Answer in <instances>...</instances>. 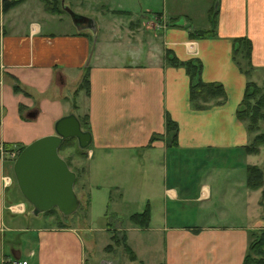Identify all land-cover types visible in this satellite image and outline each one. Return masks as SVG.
I'll return each mask as SVG.
<instances>
[{
	"label": "crops",
	"instance_id": "obj_1",
	"mask_svg": "<svg viewBox=\"0 0 264 264\" xmlns=\"http://www.w3.org/2000/svg\"><path fill=\"white\" fill-rule=\"evenodd\" d=\"M39 1L22 0L7 8L0 2V146H24L53 133L56 120L73 113L91 136L89 144L81 148L85 209L91 213L95 197L101 196L105 217L113 212L119 215L120 209L108 204L136 193L137 201L144 205L128 218L148 206V226L136 229L152 231L162 239L161 257L153 264L241 262L248 230L264 222L263 214L256 217L253 210L258 189L246 185L245 166L251 162L232 163L225 157L211 166L214 174L222 168L242 172L234 174L231 189H225L217 200L223 208V212L218 209L221 217L233 205L236 210L241 208L240 219L231 221L216 219L211 209L216 220L189 222L185 216L189 203L199 207L200 200L207 199V209L212 205L211 187L205 178L213 173L198 177L186 170L187 165L195 172L206 168V158L196 157L203 152L251 154L243 148L250 135L236 114L247 76L233 56V48L234 38H249L251 77L256 81V71L264 75V0H169V6L155 11L152 7L159 0H80L88 6L100 1L90 13L70 6L91 17L93 25L78 29L69 18L72 28L66 30L56 27L67 22L63 13L56 19L53 12L48 13L51 18L41 16ZM188 1L195 3L189 10L174 5ZM145 12H154L153 18ZM212 12L214 32L192 33L196 28L192 22L204 29L210 26ZM168 51L181 60L199 58L201 78L222 83L226 99L194 108L188 74L184 66L168 62ZM86 73L88 91L78 87ZM167 115L177 123L176 146H170L166 133ZM169 151L184 152V159L191 160L184 166L175 164L174 182L169 181ZM6 160L0 158V261L4 256H16L27 258L30 264H87L93 237L84 240L79 227L40 224L38 219L29 226L31 204L17 184L2 185L1 173L10 169L13 174L12 164ZM168 202L177 205L172 208ZM108 228L105 222L102 229ZM137 241L141 244L145 239Z\"/></svg>",
	"mask_w": 264,
	"mask_h": 264
},
{
	"label": "rangeland",
	"instance_id": "obj_2",
	"mask_svg": "<svg viewBox=\"0 0 264 264\" xmlns=\"http://www.w3.org/2000/svg\"><path fill=\"white\" fill-rule=\"evenodd\" d=\"M48 2L49 5L54 4L53 0H40L39 2L41 3V7L43 8L41 10L42 15L41 16H46L48 18H51V16L48 13H51V11L47 12V9L45 8V2ZM67 2V4L71 7H75L76 9L79 10H84L85 12H92L89 11L90 9H92V6H98V3L100 1H96L95 5H86V4H82V1L80 0H65ZM1 4H2V8H3V0H0ZM86 2V1H85ZM170 2L169 0H159V5H156L154 7H152V10L155 11L157 9H162V6H169ZM193 5H195L194 2H192ZM192 4L188 1L187 3H175V7H179V8H186V9H191ZM78 5V7L76 6ZM88 9V10H86ZM141 9H139V13H141ZM47 12V13H46ZM63 13V17L64 20L66 19V21H64V23H57L56 27H58V29L61 30H66L67 27L72 28V26L70 25V23H68L69 20V15H65L64 11H62ZM61 13V14H62ZM148 18H153V13L150 12H145ZM55 14V13H53ZM57 14V15H56ZM54 15V19L58 18V14L60 13H56ZM142 14H144V12L142 11ZM213 12L210 15V26L205 28V29H210L213 27ZM193 27L196 28H192L193 32L195 30H200V29H204V27H200V26H195V22H192ZM198 25V24H197ZM254 74V72H253ZM263 74L261 73V71H256L255 75L253 76V78L256 79L257 83L259 86L263 85ZM252 78V77H251ZM245 123V122H244ZM261 130L264 129V123L261 122ZM250 135V134H249ZM252 135H250L251 138ZM12 147H14L15 151L17 149V151L21 150L23 147L22 145H18V144H14L12 145ZM22 147V148H21ZM79 148L80 146L78 145L76 138L72 137L70 140H68V142L64 143V145L59 149V154L60 156H62L67 162L69 167L72 170H76V180L74 183V190L76 192V195L79 199V206L78 208L72 212L71 214L68 215H63L61 214V212L57 209H55L53 212H48V213H37L34 214L32 213L31 221H30V225H32V222L36 219L38 223L40 224H45V223H49L56 225V223L61 224V223H71L76 227H79L80 230V234L82 235V237H84V240H87L88 235H91L93 238L91 240V243L94 242V246L93 248L90 250L93 252L92 255L91 253L87 250V261L89 264H153L154 262L159 261L160 257H161V253L158 251L159 247L161 246L162 248V239L159 235H155L152 234V231H143V230H138L136 228L139 227L138 224L132 222L129 218H128V214L132 211L135 210H141V206L144 205L142 204V202L137 201L138 199H136V193H133L129 198L125 197V200H119V202H110L108 205L112 208H116L118 207V209H120V214L116 215L115 212L113 213H109L108 217H105L104 213L101 212V209H103L104 207V200L101 196H96L95 197V201L92 205L91 208V213L89 212V208H84L85 203H86V198H85V190L81 189V184H82V180L84 177V170H85V165H84V159H83V154L79 153ZM245 150V149H244ZM246 152V150H245ZM244 153V152H243ZM248 153V152H247ZM186 154V153H185ZM184 152H180V151H169L167 153L166 156V162H168V171H169V181H173L175 180L174 178V173H175V164L184 166L182 164H189L191 162L190 161H186L184 159ZM206 158V162L208 163H204L203 165L206 167H200L198 169L197 172L193 171L190 169V165H187V170L186 173L188 175H197L198 177H203L206 176L207 173H213V169L211 168V166H214L216 162H218L217 160L219 159H224L225 157H227L226 159L227 162H236L237 160H242L243 162H245L246 160L248 162H251L249 164H257L259 166L264 165V146H260L258 152L256 153H251L248 156L243 154L242 156H236L235 153H231V154H226V155H220L218 156V154H212V153H200L197 154L196 157L198 156H202ZM195 155L192 154V157H194ZM2 159V158H1ZM4 160H8L9 163L8 164H12L13 163V158H4ZM6 160V161H7ZM194 161V160H193ZM182 162V163H181ZM174 166V167H173ZM177 171L179 172H183L181 171L180 168H176ZM233 168H230L228 171H226L225 168L219 169L218 173L214 174L210 177H206L205 178V182L208 183L211 187V201H212V205L211 207H209L207 209V206L205 204H207L208 200L207 199H202L200 200L201 203L199 204V207H195V205H193L194 203H189L190 205V209L187 211L185 210V216L186 218L189 220L190 223L198 221L200 223H207L209 219H211V221L216 220V219H225L228 221H231V219L233 220H239L241 217V208L238 206L237 210L235 205L232 206V208H230L225 214L224 217H221L218 215V209H220L223 212V208L220 207L219 202H217V200L220 199V195H223L222 193H224L223 191L225 189H231V186L233 184V177L234 174L240 175L242 174V172L239 171L238 168H236L235 172L232 170ZM8 173L2 172L1 173V177L8 175L11 178V182H13V185H16V180L12 174V172L10 171V169L7 170ZM245 174H246V170H245ZM14 180V181H13ZM11 182L9 184H11ZM9 184H3L2 185L4 187H8ZM193 185V183H192ZM247 185V184H246ZM249 187V186H248ZM251 188V187H249ZM256 189V188H255ZM257 192L254 194V199H255V203H254V209L255 213H256V217H261V214H263L264 216V198H262V189H264V181L262 183V185L260 187L257 188ZM260 189V190H259ZM139 191V195L141 193V189H138ZM260 192V193H259ZM116 196V195H115ZM250 200L252 199L249 198ZM263 199V200H262ZM141 203V204H140ZM168 204L173 208L174 206H176V202L172 203V202H168ZM27 205H29L27 203ZM155 205V204H154ZM180 206V205H178ZM191 206L194 207V209L191 208ZM30 208H32V206L30 205ZM110 208V209H112ZM213 210V214L215 215V218L211 217L210 215V210ZM111 211V210H110ZM29 213V212H28ZM39 214V215H38ZM38 215V216H36ZM108 214H106L107 216ZM36 216V217H34ZM233 216V217H232ZM236 217V218H234ZM264 218V217H263ZM206 219V220H205ZM257 219V218H256ZM219 221V220H217ZM105 222H108L110 225V228H108V231L105 229H102V227L104 226ZM149 224V221L147 223V226ZM264 224V222H263ZM263 224L256 226V227H252L250 230L252 229H258L259 227H261ZM125 233L126 236V242L127 244L130 246H132L134 248V250L136 251V253H139V255H137L135 252V258L134 259H130V256L128 254V252L124 249L123 245L121 244L120 241H117L115 237H121L122 233ZM249 232V231H248ZM114 235V236H113ZM143 238L145 239L144 243L138 244L137 239L138 238ZM249 238V236H248ZM120 242V243H119ZM107 244H110V247L107 246ZM104 245V246H103ZM103 246V247H102ZM130 246V247H131ZM131 247V248H132ZM133 250V251H134ZM91 255V256H89ZM163 255H164V249H163ZM139 257V259H138ZM140 257L143 259V261L141 260L140 262ZM139 260V261H138ZM87 263V264H88Z\"/></svg>",
	"mask_w": 264,
	"mask_h": 264
},
{
	"label": "trees",
	"instance_id": "obj_3",
	"mask_svg": "<svg viewBox=\"0 0 264 264\" xmlns=\"http://www.w3.org/2000/svg\"><path fill=\"white\" fill-rule=\"evenodd\" d=\"M20 1L22 0H3V6L7 8ZM53 3L54 4L49 5L46 1L45 8L53 13L65 12L61 6L60 0H53ZM213 28L214 27L210 29H198L194 32L199 35H204L213 33ZM194 32L192 31V33ZM250 52L251 41L249 38L242 36L234 38L233 56L240 69H242L247 76L243 97L236 110V114L239 119L245 122L248 134L252 135L248 143L244 144L243 148L248 153H256L261 145L264 146V129H260V123H264V82L262 86H259L258 83L251 78L253 65L250 61ZM166 59L173 65L184 66L189 77V100L194 108H207L211 104H220L226 99V91L222 83L218 81H205L201 78V61L199 58L190 57L181 60L168 51ZM83 86L86 91H88L87 73L84 74L82 82L78 85L79 88ZM83 123L84 126L87 127L86 121ZM165 127L166 133H168L169 136L170 146H176L177 123L169 115L166 116ZM70 139L71 138L65 139L60 148ZM78 151L80 154H84L81 148H79ZM245 169L247 186L251 188L260 187L264 181V165L246 164ZM262 198H264V189H262ZM55 209L56 208H52L44 213L53 212ZM149 213V208L147 206L140 212L131 213L129 219L140 227H146L149 220ZM248 231V243L243 258L238 264H264V224L258 229H249ZM115 238L117 241L121 242L124 249L128 252L130 259H134L136 257L135 253L127 244L125 233L123 232L120 238ZM107 246L110 247V244H107ZM156 264L164 263L158 262Z\"/></svg>",
	"mask_w": 264,
	"mask_h": 264
},
{
	"label": "water",
	"instance_id": "obj_4",
	"mask_svg": "<svg viewBox=\"0 0 264 264\" xmlns=\"http://www.w3.org/2000/svg\"><path fill=\"white\" fill-rule=\"evenodd\" d=\"M63 9L78 28L91 27V17L76 12L61 0ZM76 138L80 148L90 141V132L82 129L73 113L61 116L54 132L41 135L23 146L12 163V171L22 195L32 206V213L56 208L63 215L74 212L79 199L74 190L76 173L60 156L59 148L67 138Z\"/></svg>",
	"mask_w": 264,
	"mask_h": 264
},
{
	"label": "built area",
	"instance_id": "obj_5",
	"mask_svg": "<svg viewBox=\"0 0 264 264\" xmlns=\"http://www.w3.org/2000/svg\"><path fill=\"white\" fill-rule=\"evenodd\" d=\"M14 149L15 148L12 146L10 148H5V147L0 146V158L7 156L8 158L11 157L15 159L20 151L19 150L17 151V149L15 151ZM1 182L4 185L9 184L11 182V178L8 175L3 176L1 177ZM0 264H30V262L27 258H23V257L4 256L1 259Z\"/></svg>",
	"mask_w": 264,
	"mask_h": 264
},
{
	"label": "flooded vegetation",
	"instance_id": "obj_6",
	"mask_svg": "<svg viewBox=\"0 0 264 264\" xmlns=\"http://www.w3.org/2000/svg\"><path fill=\"white\" fill-rule=\"evenodd\" d=\"M14 161V160H13Z\"/></svg>",
	"mask_w": 264,
	"mask_h": 264
}]
</instances>
